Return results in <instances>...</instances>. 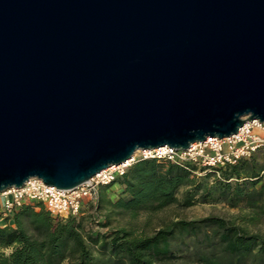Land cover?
I'll use <instances>...</instances> for the list:
<instances>
[{"label":"water","instance_id":"1","mask_svg":"<svg viewBox=\"0 0 264 264\" xmlns=\"http://www.w3.org/2000/svg\"><path fill=\"white\" fill-rule=\"evenodd\" d=\"M264 122V0H0V192Z\"/></svg>","mask_w":264,"mask_h":264},{"label":"trees","instance_id":"2","mask_svg":"<svg viewBox=\"0 0 264 264\" xmlns=\"http://www.w3.org/2000/svg\"><path fill=\"white\" fill-rule=\"evenodd\" d=\"M204 169L192 162L138 158L99 188L92 201L103 215L97 221L91 215L58 218L37 202L24 203L0 223V264H264V151L195 174ZM114 185L117 194L109 196ZM208 200L238 212L231 218L171 220L151 234L111 226L114 216L125 213L135 218L141 211ZM10 246L15 250L5 256Z\"/></svg>","mask_w":264,"mask_h":264},{"label":"built area","instance_id":"3","mask_svg":"<svg viewBox=\"0 0 264 264\" xmlns=\"http://www.w3.org/2000/svg\"><path fill=\"white\" fill-rule=\"evenodd\" d=\"M257 151H264V122L252 120L242 125L236 134L228 137H207L194 142L185 150L167 146L139 149L134 156L118 165H111L71 190H62L30 178L19 188L10 187L0 192V223L5 224L19 206L37 202L51 215L67 218L79 214L83 200H96L101 186L109 185L122 176L127 167L138 158H158L177 162H192L212 170L248 158Z\"/></svg>","mask_w":264,"mask_h":264},{"label":"rangeland","instance_id":"4","mask_svg":"<svg viewBox=\"0 0 264 264\" xmlns=\"http://www.w3.org/2000/svg\"><path fill=\"white\" fill-rule=\"evenodd\" d=\"M263 151H257L258 157L262 156ZM199 166V165H197ZM202 167V166H199ZM205 168V167H204ZM209 170H197L195 174L199 177L203 176ZM118 187L114 185L107 190L109 196L116 195ZM181 194H179L180 197ZM238 209L229 207L221 200H208L205 203H199L190 207H180L177 204H171L156 212L141 211L137 217L132 218L129 214L125 213L119 216H114L112 219V227L114 226H127L133 228L136 232L141 234H151L154 230L164 226L171 220L175 219H198L207 215H218L224 218H231L236 214ZM78 215H91L93 219L102 220L103 215L96 212L94 203L89 199H84L81 210ZM96 224V223H95ZM105 230V228H101ZM185 264H198L188 262Z\"/></svg>","mask_w":264,"mask_h":264},{"label":"clouds","instance_id":"5","mask_svg":"<svg viewBox=\"0 0 264 264\" xmlns=\"http://www.w3.org/2000/svg\"><path fill=\"white\" fill-rule=\"evenodd\" d=\"M14 247H8V248H6V249H4V255L5 256H10L11 254H13V252H14Z\"/></svg>","mask_w":264,"mask_h":264}]
</instances>
